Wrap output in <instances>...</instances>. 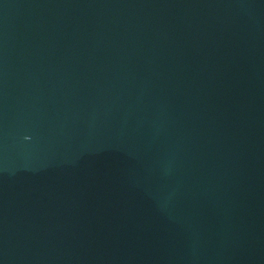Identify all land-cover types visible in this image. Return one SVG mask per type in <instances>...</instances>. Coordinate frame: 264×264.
<instances>
[{"label": "water", "instance_id": "95a60500", "mask_svg": "<svg viewBox=\"0 0 264 264\" xmlns=\"http://www.w3.org/2000/svg\"><path fill=\"white\" fill-rule=\"evenodd\" d=\"M0 264H264V0H0Z\"/></svg>", "mask_w": 264, "mask_h": 264}]
</instances>
